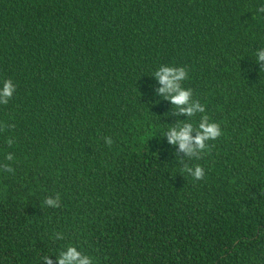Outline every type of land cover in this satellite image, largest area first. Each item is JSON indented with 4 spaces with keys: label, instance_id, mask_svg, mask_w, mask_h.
I'll use <instances>...</instances> for the list:
<instances>
[{
    "label": "trees",
    "instance_id": "16d2710c",
    "mask_svg": "<svg viewBox=\"0 0 264 264\" xmlns=\"http://www.w3.org/2000/svg\"><path fill=\"white\" fill-rule=\"evenodd\" d=\"M262 6L0 0V85L16 87L0 105V165L14 169H0V264H56L68 246L93 264H264ZM161 65L187 69L221 126L199 160L164 138L188 118L156 96Z\"/></svg>",
    "mask_w": 264,
    "mask_h": 264
},
{
    "label": "clouds",
    "instance_id": "9594fccd",
    "mask_svg": "<svg viewBox=\"0 0 264 264\" xmlns=\"http://www.w3.org/2000/svg\"><path fill=\"white\" fill-rule=\"evenodd\" d=\"M259 13H264V6L258 8ZM255 62L260 65L261 71H264V48L257 49L255 52ZM153 77L160 85L156 90V96L169 101L172 105L171 115L185 116L188 120L177 121L170 125L164 133L167 143L178 148L179 153H183L189 160L202 158V154L208 151L209 142L217 140L222 135L220 124L210 121L208 115L204 114L206 108L199 100L193 98V91L190 88H184L183 82L188 79V71L185 67H175L161 65L153 74ZM16 87L11 79L3 81L0 85V105H7L12 99ZM158 103V101H157ZM174 109V110H173ZM200 115L198 124L194 126L192 118ZM14 127V125H13ZM104 142L111 147L113 140L110 137H104ZM11 146L14 141H7ZM13 155L9 153L5 160L12 161ZM182 172L191 176L194 180H203L205 171L200 165L189 166L184 163ZM0 169L5 172L14 173L10 164L0 165ZM44 205L50 208H59L61 206L60 194L48 196ZM56 239H63L60 233H56ZM45 264H53L50 256L43 257ZM56 264H93V258L78 251L75 246H68L66 251H60L56 256Z\"/></svg>",
    "mask_w": 264,
    "mask_h": 264
}]
</instances>
